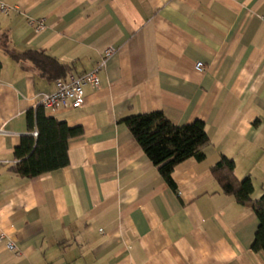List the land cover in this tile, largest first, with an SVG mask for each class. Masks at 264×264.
I'll list each match as a JSON object with an SVG mask.
<instances>
[{
  "label": "crops",
  "instance_id": "obj_1",
  "mask_svg": "<svg viewBox=\"0 0 264 264\" xmlns=\"http://www.w3.org/2000/svg\"><path fill=\"white\" fill-rule=\"evenodd\" d=\"M1 1L14 9L0 11V264H264L255 211L212 173L226 156L254 199L264 193V0ZM5 34L77 76L115 50L81 108L46 109L83 134L66 167L34 178L12 170L14 151L56 80L7 53ZM159 110L176 125L202 120L210 138L204 160L176 166L177 190L123 122Z\"/></svg>",
  "mask_w": 264,
  "mask_h": 264
},
{
  "label": "trees",
  "instance_id": "obj_2",
  "mask_svg": "<svg viewBox=\"0 0 264 264\" xmlns=\"http://www.w3.org/2000/svg\"><path fill=\"white\" fill-rule=\"evenodd\" d=\"M7 42L8 36L5 34L2 43L7 53L16 59L32 60L49 79L57 80L66 76L68 66L56 58L37 50H27L20 54L10 49ZM1 68L0 62V71ZM27 121L28 134L22 136L20 144L15 148L14 158L17 162L12 170L23 178H34L66 167L70 162L69 141L83 134L82 126H69L64 120L48 116L43 106L29 109ZM123 122L174 190H177L173 178L176 166L190 158L202 161L206 157L205 148L210 138L202 120L176 125L159 110L134 114L124 118ZM34 131L38 132L36 137ZM212 173L225 194L255 211L259 226L251 249L256 252L264 250V193L254 199L252 179L249 176L238 179L235 161L226 156H222L212 167Z\"/></svg>",
  "mask_w": 264,
  "mask_h": 264
},
{
  "label": "built area",
  "instance_id": "obj_3",
  "mask_svg": "<svg viewBox=\"0 0 264 264\" xmlns=\"http://www.w3.org/2000/svg\"><path fill=\"white\" fill-rule=\"evenodd\" d=\"M12 9H14L12 6H9L8 4L0 0L1 12L8 14ZM44 21V19H31L30 24L35 26L37 30H41L45 27ZM114 52L115 50L113 48H108L104 52L101 60L97 63L96 67L88 73L77 76L70 71L65 77L58 78L55 81L56 89L54 92H42L38 94V106H43L45 109L81 108L85 102V86H99V72L101 71V69L105 68L108 59ZM196 69L199 71H204V63L198 62L196 64ZM0 132L7 133L4 130H0ZM33 135L36 137L38 135V132L34 131ZM6 246L10 251L19 253V250L14 242L8 241Z\"/></svg>",
  "mask_w": 264,
  "mask_h": 264
}]
</instances>
